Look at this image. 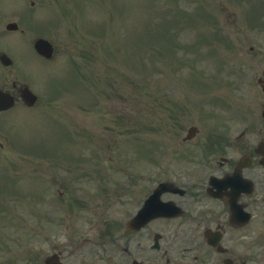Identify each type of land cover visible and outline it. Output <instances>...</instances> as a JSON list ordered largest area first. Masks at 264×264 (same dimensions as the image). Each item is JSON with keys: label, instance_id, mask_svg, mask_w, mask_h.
<instances>
[{"label": "rangeland", "instance_id": "rangeland-1", "mask_svg": "<svg viewBox=\"0 0 264 264\" xmlns=\"http://www.w3.org/2000/svg\"><path fill=\"white\" fill-rule=\"evenodd\" d=\"M35 1L22 22L46 12L40 20L53 18L47 22L54 24L48 32L59 88L49 110L60 128L42 126V108L10 114L15 128H0V142L9 145L0 152L9 185L1 187L0 202L14 216L0 218V264H25V251L39 247L19 241L66 237L67 225L74 235H93L104 214L117 213V203L107 200L115 198L125 166L150 165L170 128H229L235 135L264 126V94L256 83L264 76V0ZM4 2L13 10L4 21L17 23L23 0ZM172 130L179 139V129ZM40 141L39 157H30L26 150ZM56 149L65 153L61 159H54ZM80 160L89 181L74 182L85 173L73 164ZM104 174L109 188L103 190Z\"/></svg>", "mask_w": 264, "mask_h": 264}, {"label": "flooded vegetation", "instance_id": "flooded-vegetation-1", "mask_svg": "<svg viewBox=\"0 0 264 264\" xmlns=\"http://www.w3.org/2000/svg\"><path fill=\"white\" fill-rule=\"evenodd\" d=\"M14 49L0 35V52L13 60L0 65V128L15 109L44 113L57 100L36 82L54 77L51 59ZM25 88L37 97L31 107ZM9 96L14 105L4 109ZM170 129L150 173L122 174L107 200L117 213L103 215L96 236L39 237L27 264H264V126L238 137L229 128Z\"/></svg>", "mask_w": 264, "mask_h": 264}, {"label": "water", "instance_id": "water-1", "mask_svg": "<svg viewBox=\"0 0 264 264\" xmlns=\"http://www.w3.org/2000/svg\"><path fill=\"white\" fill-rule=\"evenodd\" d=\"M40 44H44L42 41H38L37 43H36V49H39V47L37 46V45H40ZM45 45V44H44ZM47 45V44H46ZM43 46V45H42ZM48 46V48H49V50H48V53L46 54V53H44L45 55H47V56H50V53H51V48H50V46L49 45H47ZM40 50V49H39ZM41 53V52H40Z\"/></svg>", "mask_w": 264, "mask_h": 264}]
</instances>
